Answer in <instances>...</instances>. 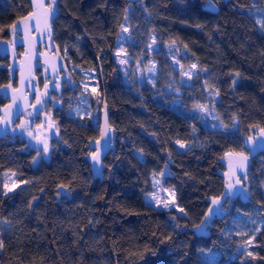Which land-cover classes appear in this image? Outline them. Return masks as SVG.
<instances>
[{
	"label": "trees",
	"instance_id": "16d2710c",
	"mask_svg": "<svg viewBox=\"0 0 264 264\" xmlns=\"http://www.w3.org/2000/svg\"><path fill=\"white\" fill-rule=\"evenodd\" d=\"M212 3L217 13L203 8L206 0L55 2L52 45L74 83L66 80L57 98L48 160L34 163L38 150L24 138L0 139V264H264V151L245 176L247 198L227 199L202 234L194 230L225 190L226 155L264 131V0ZM31 9L30 0H0V39ZM146 15L163 50L180 46L197 64L194 89L174 93L180 104L165 91L166 56L155 82L141 86L127 83L116 61L123 27L131 33ZM0 63V86H16L8 56ZM95 98L117 140L103 179L90 164L99 126L85 111ZM194 100L209 102L221 127L206 126ZM165 169L183 215L147 201Z\"/></svg>",
	"mask_w": 264,
	"mask_h": 264
},
{
	"label": "rangeland",
	"instance_id": "374dc122",
	"mask_svg": "<svg viewBox=\"0 0 264 264\" xmlns=\"http://www.w3.org/2000/svg\"><path fill=\"white\" fill-rule=\"evenodd\" d=\"M48 5L56 12V4L52 0H48ZM144 18L146 19L144 20ZM150 18L151 16L149 15L144 16L141 25H134L131 33L127 26L123 27L122 37L120 38L118 49L115 52L116 61L124 74L126 82L135 86H141L146 82L147 84L148 82H155L154 77L158 73L160 66L163 64V61L158 59V56H166V58H164L169 59V67L172 69V72L170 80L166 84L165 91L167 90L171 94L169 95L170 98L174 96L172 101L176 104H180L182 100L180 97L177 98L174 95L175 89H187L189 92L194 89V85H196L195 80L198 77L197 64L195 62L189 63L186 51L180 48V46L168 44L164 46L165 50H163L153 37V27L149 21ZM125 29H127V31H125ZM133 32L135 33L134 35ZM146 33H151L150 41L147 42L146 46H141L140 42H137L138 47H135L133 44L135 43L133 38L135 36H143ZM128 42L130 44H128ZM131 44H133L134 47H132ZM146 49L150 52L148 55L146 54ZM45 51H47V49ZM54 52H58L55 47ZM62 64V76L58 80H53L52 78L44 80L42 86L38 87L36 91L34 100L43 107L40 115L35 116L33 113L28 115L23 113L17 124L11 128L9 134L5 137L6 139L11 140L24 138L28 148L33 147L38 150L35 162H38L41 159L48 160L51 156L54 138H57L59 135L58 123L53 114L54 107L60 104V101L57 98H59L62 92V88L65 85L64 82L67 80L69 85L74 83L71 78H69L67 67L63 61ZM192 65H196V68H193ZM89 81H94L93 75L90 77ZM46 84L49 85L47 89L45 88ZM11 87H13V84L0 86V116L1 111L5 106L2 104V101L8 99ZM93 87L94 86L92 85V88ZM210 96L212 97V94ZM194 103L197 104L195 109L200 113L206 126L208 125L212 128L221 127V122L218 120L217 114L208 107L209 102L200 103L197 100H194ZM102 108L103 106H100L97 98L86 107V114H89L97 126H100ZM27 118L34 120V122L29 123ZM262 131L263 130L261 129H256L248 138H246L242 150L236 152L249 153V147L255 143V138ZM29 133H31V135H29ZM45 143H47L49 148L47 153L43 152V146ZM93 153L94 150L92 151L91 156ZM166 174H168L167 169L154 176L153 190L147 195V201L158 209L174 210L177 214L183 215V212L177 205L174 190L165 186L163 183ZM245 179L244 176L239 185V188H242L244 191H246V187L243 184ZM165 203H168L170 206L165 208ZM215 257V254L209 253L208 258L211 263L216 262Z\"/></svg>",
	"mask_w": 264,
	"mask_h": 264
},
{
	"label": "water",
	"instance_id": "95a60500",
	"mask_svg": "<svg viewBox=\"0 0 264 264\" xmlns=\"http://www.w3.org/2000/svg\"><path fill=\"white\" fill-rule=\"evenodd\" d=\"M53 1L56 2L57 0ZM30 3L32 7L31 11L23 17L18 18L8 28L7 31L10 37L8 39H0V56L9 57L10 77L17 78V86L10 88L8 94L9 102L3 108L2 115L0 116V139L5 138L9 134L11 128L19 121L23 113L31 112L35 116L40 115L43 107L34 102L40 77L44 80L48 78L58 80L62 76V58L54 52L52 47L55 11L48 5V0H43L42 4L41 0H30ZM205 5H203V8L207 11L213 13L219 11V7L214 4L212 10H208ZM16 24L20 25L19 29L14 27ZM19 47L23 48L22 52L18 51ZM45 49H47L46 52L42 51ZM38 70H41V75H38ZM182 93V90L175 89V95ZM100 116L98 138L93 139L90 143L91 148L99 159H93L92 155L90 164L94 177L103 179L105 158L110 152L115 150L117 140L116 130L110 123V113L106 105L103 106ZM27 120L29 123L34 122L32 119ZM263 151L264 131L260 132L255 138V143L249 147V153L233 152L226 155L225 190L228 177L231 176V183L233 185H235L237 179L241 181L247 175L253 158ZM241 162L243 163V168L237 167ZM233 169H235L234 176L231 175ZM63 189L62 186L61 190ZM215 198H220L224 206L226 200L222 194L212 198L202 221L207 220L208 223L223 212V206L220 213L213 214L210 211L215 207L212 203ZM207 223L201 230H197V227L194 230L198 234H202L206 230Z\"/></svg>",
	"mask_w": 264,
	"mask_h": 264
},
{
	"label": "snow or ice",
	"instance_id": "6c2138e0",
	"mask_svg": "<svg viewBox=\"0 0 264 264\" xmlns=\"http://www.w3.org/2000/svg\"><path fill=\"white\" fill-rule=\"evenodd\" d=\"M43 3V0H41V4ZM206 8L208 9V10H212L213 9V3H212V0H206ZM14 27H16L17 29H19L20 28V25L19 24H16V25H14ZM262 27H264V25H262ZM125 31H127V29H125ZM192 67L193 68H196V65H192ZM49 87V85H45V88L47 89ZM39 102V101H38ZM201 110H203V109H201ZM29 135H31V133H29ZM103 135V134H102ZM177 143H180L179 141H177ZM181 146L183 147V144H181ZM49 151V148H48V145H47V143H45L44 144V146H43V152L44 153H47ZM93 159H95V160H98L99 159V157L94 153L93 154ZM245 159H246V157H245ZM35 160H36V158H34V163H35ZM237 167H239V168H243V163L241 162ZM232 176H234L235 175V169H233V171H232V174H231ZM241 184V181L239 180V179H237L236 180V182H235V185H233L232 183H231V176H229L228 177V183H227V185H226V190H225V192L224 193H222V196L224 197V199L225 200H227V199H230V198H232V197H234V196H242V197H244V198H247V192L246 191H244L242 188H239V187H237V186H239ZM64 187H67V186H64ZM154 187H155V185H154ZM9 191H11V189H9ZM58 195L60 194L59 192L57 193ZM212 203L215 205V207L214 208H212L210 211L213 213V214H217V213H220L221 211H222V206H223V204H222V201L220 200V198H215V199H213V201H212ZM170 205L168 204V203H165L164 204V207L165 208H168ZM182 211V210H181ZM207 223V220H205V221H202L201 222V225H198L197 226V230H201L202 229V227L205 225ZM3 248V241L2 240H0V249H2Z\"/></svg>",
	"mask_w": 264,
	"mask_h": 264
},
{
	"label": "flooded vegetation",
	"instance_id": "af4514ba",
	"mask_svg": "<svg viewBox=\"0 0 264 264\" xmlns=\"http://www.w3.org/2000/svg\"><path fill=\"white\" fill-rule=\"evenodd\" d=\"M23 49V48H22ZM19 52H21V51H19ZM58 53V52H57ZM59 54V53H58ZM59 56H60V54H59ZM9 58V57H8ZM41 70H38V75H41ZM40 79H42V80H44L42 77H40ZM16 80H17V78H16ZM16 85H17V82H16ZM25 114H30V112H26Z\"/></svg>",
	"mask_w": 264,
	"mask_h": 264
}]
</instances>
